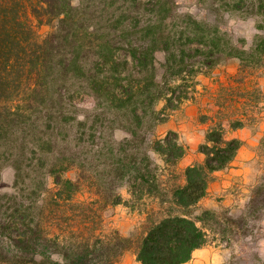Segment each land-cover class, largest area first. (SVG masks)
<instances>
[{"label":"trees","instance_id":"1","mask_svg":"<svg viewBox=\"0 0 264 264\" xmlns=\"http://www.w3.org/2000/svg\"><path fill=\"white\" fill-rule=\"evenodd\" d=\"M89 1L0 0V140L7 138L8 143L15 134L21 142L15 149L7 147L15 181L14 192L0 195V264H113L121 251L133 247L142 264H184L208 240L207 233L184 216L149 222L136 245L117 233L112 238L93 235V227L86 236L73 231L97 221L95 210L75 200L84 184L101 197L98 209L121 203L117 186L98 181L80 159L78 147L84 135L94 133L92 124L86 128L91 115L77 121L75 109L85 96L93 101L95 116L109 107L124 109L140 97L157 101L165 95L155 81L158 54L165 59L164 84L183 76L189 66L197 72L226 58L238 59L242 67L264 65V0H229L261 18L257 25L261 34L248 45L238 38L222 46L219 19L210 23L183 13L190 22L178 37L196 42L188 49L175 43L177 33L168 28L169 18L178 14L176 0H130L123 11L127 21L118 17L111 26L121 36L93 23L86 12ZM207 9L209 14L218 11L213 2ZM29 17L35 26L53 30L39 38ZM119 24H125L123 29ZM120 49L130 53L131 73H124L129 59L120 58ZM188 51L198 52L204 60L196 71ZM134 72L143 76V83L129 80ZM134 116L141 119L137 111ZM28 135H33L34 143L27 152ZM240 145L238 139L225 140L222 129L209 131L201 146L205 160L186 169V182L175 189L174 202L181 207L196 204L205 195L210 174L224 169ZM134 165L117 163L116 177L134 170L141 175ZM30 166L32 172L41 170L42 178L35 182L32 177L28 187H22ZM73 169L74 180L64 177ZM47 178L51 187L46 186Z\"/></svg>","mask_w":264,"mask_h":264},{"label":"rangeland","instance_id":"2","mask_svg":"<svg viewBox=\"0 0 264 264\" xmlns=\"http://www.w3.org/2000/svg\"><path fill=\"white\" fill-rule=\"evenodd\" d=\"M129 1L91 0L86 2L89 6L86 12L99 28H109L117 36L119 31L111 28L113 20L120 17L122 22L127 21L123 19L126 16L123 11ZM176 2L178 14L169 18L168 28L177 33L175 43L186 49L196 42L178 37L190 22L183 13L210 23L219 19L222 46L227 41L233 44L238 38L245 39L248 45L261 34L257 29L261 18L251 16L245 6L236 8L229 0H204L202 5L198 0ZM212 2L218 8L215 14H209L207 9ZM29 19L39 38L53 30L48 26L37 27L36 21ZM124 25L119 27L123 29ZM118 52L121 59H129L124 73H131L130 53L125 49ZM187 54L189 61L195 62L196 71L204 60L198 52ZM156 60L155 81L160 83L158 90L165 93L157 101L149 103L140 97L124 109L109 107L95 116L93 101L85 96L75 109L77 121L91 115L86 128L92 124L94 133L87 131L84 135L78 147L80 159L98 181L117 186L121 203L98 209L101 197L94 187L84 184L75 200L91 207L99 216L96 215L95 223L85 222L73 231L86 236L93 227V235L112 238L117 233L121 238L132 239L136 245L144 237L149 222L184 216L194 220L208 237L207 243L196 249L184 264H264V65L242 67L238 59L226 58L197 72H192L189 66L183 76L164 84L161 82L163 54H158ZM133 74L131 82L143 83V76ZM135 111L140 120L134 116ZM235 123L240 126L233 127ZM213 129H222L225 140L238 139L240 148L224 169L210 174L205 195L196 204L181 207L174 202V191L185 184L189 166L204 162L201 146ZM15 136L11 135L8 143L7 138L0 140V195L14 192L15 171L9 164L12 158L7 147L16 148L21 143ZM33 139V135L26 138L27 152ZM126 162L135 163L144 176L134 170L123 178L116 177V164ZM32 166L26 168L28 175L22 187H28L32 177L35 182L42 178V171L32 172ZM76 172L70 170L64 177L74 180ZM46 181V186L51 187V179ZM19 186L16 193L20 196ZM113 264L142 263L133 247L121 251Z\"/></svg>","mask_w":264,"mask_h":264}]
</instances>
